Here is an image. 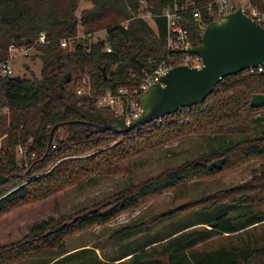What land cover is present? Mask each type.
<instances>
[{"label": "trees", "instance_id": "obj_1", "mask_svg": "<svg viewBox=\"0 0 264 264\" xmlns=\"http://www.w3.org/2000/svg\"><path fill=\"white\" fill-rule=\"evenodd\" d=\"M93 8L79 16V0H0V59L9 57L11 44L35 46L44 33L47 43L36 46L43 60L41 78L21 81L0 77V139L7 147L32 143L28 155L35 154L28 168L17 157L0 151V217L21 206L43 200L67 185L96 174H119L118 163L152 147L171 142L189 133L219 128L235 122L246 112L264 109V67L228 77L201 104L185 108L125 134H92L74 106L94 107L96 99L77 95L78 81L89 73L93 94L116 93L121 87L138 89L142 79L175 53L167 43V21L160 15L174 0H88ZM217 0H195L204 22L215 21ZM253 5L264 10L259 0ZM146 5L155 27L141 17ZM212 6V11L208 6ZM193 47L201 44L202 30L191 15L184 19ZM106 33V40L89 37ZM83 35L85 39H77ZM74 39V49L62 44ZM110 47L111 52L106 48ZM107 78H105L106 76ZM55 131L49 147L52 128ZM116 139L121 141L112 146ZM56 145L55 148L53 146ZM87 155L84 158L75 156ZM63 160L54 168L55 160ZM251 160L264 161V136L231 142L223 150L165 172L125 189L113 199L91 210L55 223L49 220L32 229L17 245L0 248V264L22 261L45 250L57 251L61 264L73 257L66 250L72 235L113 220L161 193L178 189L194 179L215 177ZM104 172V173H103ZM228 207V212L212 222H197L170 236L152 241L139 250L115 260L118 264H264V171L250 182L209 196L199 204ZM210 205V204H209ZM171 213L152 219L149 223ZM226 240L214 249L213 239ZM92 251V250H86ZM94 252V251H93ZM69 254V255H68ZM96 254V253H95ZM93 259V258H92ZM98 260V258H97ZM91 261H89L90 263ZM94 264H103L96 261ZM109 264V263H108Z\"/></svg>", "mask_w": 264, "mask_h": 264}, {"label": "rangeland", "instance_id": "obj_2", "mask_svg": "<svg viewBox=\"0 0 264 264\" xmlns=\"http://www.w3.org/2000/svg\"><path fill=\"white\" fill-rule=\"evenodd\" d=\"M247 1L235 0L237 4H246ZM142 7L144 19L155 27L146 5ZM91 8H93L91 1L79 0L77 14L80 16L82 12ZM89 38L93 42L106 40V33L99 32ZM42 69L43 60L40 54L35 53L27 59H19L15 66L19 76L29 79H33V75L34 78L40 79ZM7 136L5 134L0 139L1 153L9 152L16 155L19 166L28 168L30 161L35 158V154L30 156L27 152L31 141L25 146L19 144L24 148L20 152L19 145L7 147ZM263 136L264 109H260L248 114L244 112L235 122L228 121L217 129L189 133L159 147H152L133 155L118 163V168L122 167L119 174L106 173L85 177L81 182L67 185L43 200L21 206L1 216L0 248L15 247L19 241L31 234L32 229L43 222L53 220L58 223L68 220L113 199L125 189L156 178L187 162L209 156L213 150H223L231 142L237 143ZM120 141L121 139H116L112 146ZM69 158L55 160L51 167L54 168ZM263 171L264 161L251 160L215 177L194 179L178 189L161 193L104 225L72 235L65 244L66 250L70 251L69 254H73V257L62 261L61 264H94V259L102 261L103 264H118L119 262L112 260L139 250L152 241L164 239L197 222L215 221L217 217L228 212V207L210 208L211 203L199 202L222 191L246 184ZM171 212L173 214L149 223L152 219ZM223 244H226V240L218 237L207 243L206 248L214 249ZM56 258L57 251L48 249L34 257L6 264H47L49 261L58 260Z\"/></svg>", "mask_w": 264, "mask_h": 264}, {"label": "water", "instance_id": "obj_3", "mask_svg": "<svg viewBox=\"0 0 264 264\" xmlns=\"http://www.w3.org/2000/svg\"><path fill=\"white\" fill-rule=\"evenodd\" d=\"M185 52L201 57L202 67L177 66L161 76L160 83L151 85L142 94L143 113L130 124L115 112L108 113L98 106L75 105L74 109L87 119L82 122L87 130L92 134L108 131L125 134L201 104L226 78L264 67V27L239 8L209 24L202 34L201 44ZM12 79L21 81L22 77ZM58 128L60 125L52 128L49 147Z\"/></svg>", "mask_w": 264, "mask_h": 264}, {"label": "built area", "instance_id": "obj_4", "mask_svg": "<svg viewBox=\"0 0 264 264\" xmlns=\"http://www.w3.org/2000/svg\"><path fill=\"white\" fill-rule=\"evenodd\" d=\"M259 1L264 4V0ZM216 2L219 5L218 12L215 14L216 18L228 15L237 11L239 8H242L243 12L248 17L264 27V10H261L259 6L253 5L251 0H248L246 4H237L235 0H217ZM208 10L213 12L211 5L208 6ZM140 12L141 17L144 18L145 13L143 7L140 8ZM149 14L150 18L154 17L151 13ZM188 15H191L194 18L202 31L208 26L202 18L200 8L196 7L195 0H174L173 6L168 7L163 14L160 15L167 21L168 48L171 52L175 53V55L168 61L161 63L152 75L142 79V84L138 89L132 91L129 87H121L116 93L107 91L105 94L96 97L93 94L91 77L89 73H85L78 81V97L83 100L96 99L97 103L95 106H98L100 109L106 110L109 113L115 112L116 115L122 116L127 124L138 119L143 113V106L140 101L142 94L147 91L151 85L160 83L161 76L177 66H189L191 68L202 67L201 57L185 52L186 49L193 47L190 43L189 32L184 23V19ZM77 39H85V36L80 35ZM73 41L74 39L72 38L64 39L62 44L73 50ZM46 43V35L42 33L35 42V46L27 47L25 45L11 44L9 47V57L7 59H0V77L12 78L19 76L15 70L18 60L27 59L31 57L33 53L36 55L40 54L36 50V46L44 45ZM106 51L111 52L112 50L110 47H107ZM258 69L260 72H263V67ZM25 145L23 144V146ZM19 146L20 152H22L24 148L22 145ZM55 147L56 145L53 146V148Z\"/></svg>", "mask_w": 264, "mask_h": 264}, {"label": "flooded vegetation", "instance_id": "obj_5", "mask_svg": "<svg viewBox=\"0 0 264 264\" xmlns=\"http://www.w3.org/2000/svg\"><path fill=\"white\" fill-rule=\"evenodd\" d=\"M108 113H109V112H108ZM86 120H87V119H86ZM86 120H85V121H86Z\"/></svg>", "mask_w": 264, "mask_h": 264}]
</instances>
